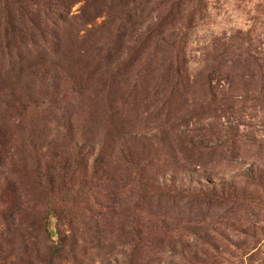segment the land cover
<instances>
[{"label":"rangeland","instance_id":"1","mask_svg":"<svg viewBox=\"0 0 264 264\" xmlns=\"http://www.w3.org/2000/svg\"><path fill=\"white\" fill-rule=\"evenodd\" d=\"M0 264H264V0H0Z\"/></svg>","mask_w":264,"mask_h":264}]
</instances>
